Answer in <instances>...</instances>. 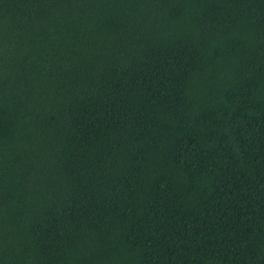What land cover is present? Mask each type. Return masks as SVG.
Masks as SVG:
<instances>
[{"label": "trees", "instance_id": "obj_1", "mask_svg": "<svg viewBox=\"0 0 264 264\" xmlns=\"http://www.w3.org/2000/svg\"><path fill=\"white\" fill-rule=\"evenodd\" d=\"M0 264H264V0H0Z\"/></svg>", "mask_w": 264, "mask_h": 264}]
</instances>
